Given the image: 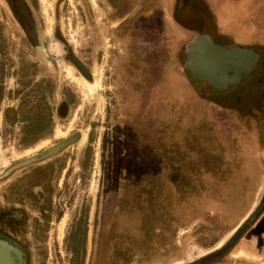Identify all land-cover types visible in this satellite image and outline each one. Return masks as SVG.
Listing matches in <instances>:
<instances>
[{
    "label": "rangeland",
    "instance_id": "374dc122",
    "mask_svg": "<svg viewBox=\"0 0 264 264\" xmlns=\"http://www.w3.org/2000/svg\"><path fill=\"white\" fill-rule=\"evenodd\" d=\"M26 1L45 51L0 0V173L65 133L84 134L0 182V211L26 214L30 264H198L229 243L264 199L253 174L264 160H251L253 123H230L203 83L178 78L174 45L186 39L143 0ZM193 2L185 20L227 21L237 33H253L244 22L264 9V0ZM224 254L207 264L232 260Z\"/></svg>",
    "mask_w": 264,
    "mask_h": 264
},
{
    "label": "flooded vegetation",
    "instance_id": "af4514ba",
    "mask_svg": "<svg viewBox=\"0 0 264 264\" xmlns=\"http://www.w3.org/2000/svg\"><path fill=\"white\" fill-rule=\"evenodd\" d=\"M3 1L11 9L13 16L15 17L17 23L21 26V28L24 29L28 35L34 37L35 47L37 49H39L40 51H45V47H44L41 39L37 35L33 20L31 18L28 2L26 0H3ZM145 1L144 0L142 1V7L145 9H149L150 7L155 5V7H152V9L156 8V10L161 15L162 22H164V14L160 10L159 0H153L152 3L151 2L148 3ZM177 1H178V5H179V11L175 15H177L178 17H180V19H182L183 16H182V13L180 12V11H182L181 9H183V8L187 9L191 5L192 0H187L188 3L186 2L185 4H184V1H186V0H177ZM197 35H200V34H196V35L191 36L189 39H187V41H185L184 45L181 44L182 46L179 45V43H175V45H174L175 51H177L178 49L180 51L182 50L181 53H183V55H184V61H183L181 68H180L182 73H180V72L177 73V76H178V78L189 77L191 79V81H194L193 83H198V81L193 80L189 76V71L185 67V63H186L185 50H186L187 44L189 42H191L192 39ZM213 42H214V40H213ZM220 46H223V45H220ZM223 47H225V46H223ZM227 48H229V47H227ZM75 65L78 67V69L80 71H82L78 63H76ZM256 69L258 70V68H256ZM256 69L252 73V75L246 79L247 84H242V85H239V86L232 88V90L228 92L227 96H224L225 98H223L221 96V94H222L221 92H216V91L214 92V90H211L208 87L205 88V90L208 91V93H209L206 96L210 97V98L211 97H219L217 99V101H220V102H218V103H220V105H222L221 103H223V101L225 102L229 98L234 99V100H236L238 98L240 99L244 95H249V93H253V92L257 93V90H258V93H257L258 97H260V96L264 97V71L259 70V75H255ZM5 71H6V69H5L4 60L0 59V108L3 105L4 100H5V96H6V93H5V85H6ZM189 78H188V80H189ZM175 86H176L175 91H179V89H181V88L177 87V85H175ZM240 89H242V90H240ZM259 89L261 91H259ZM191 90L193 91L192 88H191ZM194 91L196 93L197 89H195ZM251 102H252V104H254V102L252 100H251ZM260 102H261V100L259 98L258 103H260ZM211 103H213V102H211ZM227 111L230 113L233 112L232 114L236 115V116L235 115L234 116L228 115L229 117L227 116V118L229 119L228 121L230 123L233 121H236L237 123L240 124V122H238V121H239V119H242L241 122L247 126V125L251 124L250 121H252V122L255 121V123H253L255 125V130H257L260 133L264 132V124H261L257 121V120H260L259 119L260 116L257 115L256 117L253 118V114L256 111L255 108L253 107V105L251 107H247V109H227ZM237 117L238 118L240 117V118L238 119ZM0 119H1V112H0ZM1 120L4 121V119H1ZM49 122L52 123V116L49 117ZM225 122H227V121H225ZM50 127H51V125H50ZM250 134L252 135L253 132ZM83 135L84 134H80L79 132L72 133L70 135H67V133H65V136L64 137L61 136V138L59 140H57L55 143H52L50 145L44 144L43 147H38L33 152V154H31V155L15 162L14 164L8 166L7 168H5L0 173V182L7 180L14 173H16L20 170H23L29 166L42 164L48 160L57 158L63 152H65L68 148H70L74 144L78 143L79 141H82ZM259 140H260V143H262V144L264 143V140H261V139H259ZM60 145H62V147L60 149L55 151V153H53L52 155L49 154L50 152L55 150ZM69 161L65 160V163H67V164H65V174L69 170L68 169ZM82 169L84 170L85 166H83ZM26 220H27L26 214L23 213L21 210H16V209L12 210L11 209L8 211H0V264H30L29 250L26 247V245L23 244L22 238H21L24 234V230H25L24 225H25ZM242 224L240 226H242ZM237 229L235 230V232L237 231ZM245 234L238 239V241L236 242L237 243L236 246L234 244V246H232L226 252V254L229 255V257L231 256L232 260L229 258V261L228 262L223 261V264H235L236 263L237 259L232 257V252H234L238 248L239 242L245 236ZM225 240H226V237H225ZM225 242L226 241H224L222 246H224ZM221 247H219V248H221ZM218 249H214V251L218 250ZM226 254H224V255H226ZM208 263H210V262H208ZM214 263L215 262H213L212 264H214ZM189 264H195V263L193 262V263H189Z\"/></svg>",
    "mask_w": 264,
    "mask_h": 264
},
{
    "label": "crops",
    "instance_id": "0c3cea01",
    "mask_svg": "<svg viewBox=\"0 0 264 264\" xmlns=\"http://www.w3.org/2000/svg\"><path fill=\"white\" fill-rule=\"evenodd\" d=\"M159 2H160V10L164 14V22L170 23V26L173 28V32L176 34L180 33L181 36L184 37V39H186L185 41H187V39H189L191 36L196 35V34H207L211 37L212 40L214 41L217 40L218 43L225 46L226 48L227 47L232 48L238 45L237 47L252 49L256 54L259 55V60L255 67V69L258 68V70L256 69L255 75H259V70L264 71V25L262 22H258V19H257L259 18L260 15L262 16L264 15V9H262L261 6L258 9V11H260V15L258 17L256 16L257 14L255 13L251 17V19L253 20L250 19L244 22V25H249V28L252 27L254 32L252 33L246 30V33L243 31H240V32L238 31L237 33V31H235L234 29H231L227 21L226 23L222 22V25L220 27H216L209 19L203 20L200 23H195L197 20L195 18V14L193 15V17L190 16L192 22L195 23L196 25V26L195 25L193 26L191 23V20H185V18L188 17V15L185 14L182 17V19H180V17L175 15L179 11V5H178L177 0H159ZM194 4L195 2H193L192 0L191 5L187 9L186 8L181 9L182 12L185 11L184 13H187V10H188V12L190 13L194 9ZM204 28H207V29H204ZM209 29H212L213 34L209 32L210 31ZM237 37L240 39L234 44V41L237 39ZM181 43L182 41L179 43V45H181ZM246 79L243 80L237 86L242 85V84H247ZM198 83L200 84L201 82H198ZM203 85L207 88V86L204 83ZM234 87H230L227 90L222 91L221 96L225 98L224 96H227L228 92L231 91L232 88ZM211 90H214V89H211ZM259 91L261 90L259 89ZM257 93H258V90H257ZM257 93L256 92L249 93V95H244L242 98L240 99L238 98L236 100L229 98L225 102L223 101V103H221L222 105L218 103L220 101H216V104L217 106L219 105L222 108L224 107V109H247V107H251L253 105V107L256 110L253 114V118L259 115L260 120H257V121L261 124H264V97L263 96L258 97ZM259 98L261 100L260 103H258ZM251 100L254 102V104H252ZM211 104L213 106L216 105L215 103H211ZM241 121L242 119H239L238 122L241 123ZM250 122L255 123V121L253 122L250 121ZM259 139L264 140V132L260 133L257 130H255L253 134L251 135V142L254 145V148L256 149L255 154H253L254 158L251 159L253 163H256L257 158L258 159L263 158L264 160V143L263 144L260 143ZM253 174H255L260 179L263 178L264 168L262 169L258 167L254 169ZM241 246L249 254H254L255 258L251 256H247V258L242 257V258L237 259L235 264H264V213L259 218L257 223L253 226V228L249 229V231L241 239V241L239 242L238 248H240Z\"/></svg>",
    "mask_w": 264,
    "mask_h": 264
},
{
    "label": "water",
    "instance_id": "95a60500",
    "mask_svg": "<svg viewBox=\"0 0 264 264\" xmlns=\"http://www.w3.org/2000/svg\"><path fill=\"white\" fill-rule=\"evenodd\" d=\"M185 54V67L189 71V76L217 92L237 86L248 78L253 73L259 60V55L252 49L237 46L226 48L215 44L207 34L195 36L187 44ZM61 147L62 145L58 146L49 154L52 155ZM263 209L264 199L257 209L249 215L244 225L234 233L229 243L219 248V250L209 253L198 264L213 261L223 255L229 246L239 239L245 227L257 219Z\"/></svg>",
    "mask_w": 264,
    "mask_h": 264
}]
</instances>
